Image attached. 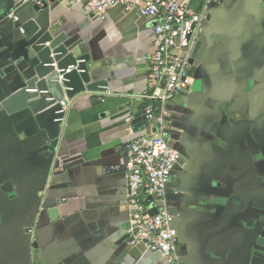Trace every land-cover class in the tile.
I'll list each match as a JSON object with an SVG mask.
<instances>
[{
  "label": "crops",
  "instance_id": "obj_1",
  "mask_svg": "<svg viewBox=\"0 0 264 264\" xmlns=\"http://www.w3.org/2000/svg\"><path fill=\"white\" fill-rule=\"evenodd\" d=\"M184 1L207 16L191 91L164 103L182 155L165 200L181 264H264L253 237L264 222V0ZM154 22L120 4L99 19L80 2L0 0V103L34 75L48 31L65 32L107 82L65 98L55 138L30 109L0 111V264H167L130 243L123 165L127 142L148 133L145 107L161 103L147 97ZM143 197L151 214L163 205Z\"/></svg>",
  "mask_w": 264,
  "mask_h": 264
},
{
  "label": "built area",
  "instance_id": "obj_2",
  "mask_svg": "<svg viewBox=\"0 0 264 264\" xmlns=\"http://www.w3.org/2000/svg\"><path fill=\"white\" fill-rule=\"evenodd\" d=\"M31 0H23L24 3ZM82 3L86 11L105 19L109 9L124 5L139 11L154 22V51L149 65L148 98L160 101L157 111L154 104L144 109L148 133L127 142L123 165L128 171L126 206L131 216V244L142 243L146 249L164 255L167 264H181L178 250V231L175 215L165 205L168 181L179 162L180 152L171 145L166 121L170 117L164 103L183 95L192 88L190 58L206 16L194 10L184 0H69ZM213 0H206L207 3ZM221 3L222 0H214ZM207 9V5H205ZM16 19H18L16 17ZM58 67L55 62L51 64ZM72 67L60 70L58 81L63 82ZM29 91H38L31 88ZM163 91V94H158ZM60 112L70 107V99L59 101ZM149 193L157 202H163L156 213H149L143 194Z\"/></svg>",
  "mask_w": 264,
  "mask_h": 264
},
{
  "label": "water",
  "instance_id": "obj_3",
  "mask_svg": "<svg viewBox=\"0 0 264 264\" xmlns=\"http://www.w3.org/2000/svg\"><path fill=\"white\" fill-rule=\"evenodd\" d=\"M213 2L216 1L213 0ZM22 3H24L23 0ZM77 46V43L69 41L65 32L45 33L34 45L38 57L34 66V75L26 86L0 103V111L5 109L14 112L19 109H30L41 127L47 129L51 137H58L66 114L60 112L59 101L66 97L73 99L87 90L102 91L107 86L105 80L99 79V76L91 71L88 64L90 56L78 54ZM55 62L58 64L57 68L51 65ZM69 67H72V71L65 75V80L58 81L60 70ZM196 86L200 88L201 82L197 81ZM31 88H37L38 91H29ZM52 213L58 212L54 209ZM127 236L131 240V234ZM253 237L264 247V222L256 224Z\"/></svg>",
  "mask_w": 264,
  "mask_h": 264
},
{
  "label": "flooded vegetation",
  "instance_id": "obj_4",
  "mask_svg": "<svg viewBox=\"0 0 264 264\" xmlns=\"http://www.w3.org/2000/svg\"><path fill=\"white\" fill-rule=\"evenodd\" d=\"M195 43H196V41H195ZM195 43L192 45V51H191V58H190V64H191V68L193 67V51H194V45H195ZM169 132V131H168ZM170 136V135H169ZM180 155H181V153H180ZM182 156V155H181ZM180 160H181V158H180ZM180 160H179V162H180ZM178 162V163H179ZM178 163H177V165H178ZM176 165V166H177ZM175 169H176V167H175ZM175 169H174V172H175ZM174 172H173V175H174ZM172 175V176H173ZM167 193H168V186H167V191H166V197H167ZM171 212V211H170ZM173 213V212H172ZM174 214V213H173ZM175 215V214H174ZM176 218H177V216L175 215V220H176Z\"/></svg>",
  "mask_w": 264,
  "mask_h": 264
},
{
  "label": "trees",
  "instance_id": "obj_5",
  "mask_svg": "<svg viewBox=\"0 0 264 264\" xmlns=\"http://www.w3.org/2000/svg\"><path fill=\"white\" fill-rule=\"evenodd\" d=\"M155 109L158 111L160 108V104H157L156 102L154 103Z\"/></svg>",
  "mask_w": 264,
  "mask_h": 264
}]
</instances>
